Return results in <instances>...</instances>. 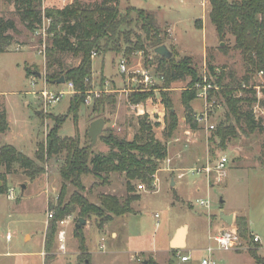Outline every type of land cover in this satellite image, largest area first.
Wrapping results in <instances>:
<instances>
[{
	"label": "rangeland",
	"instance_id": "obj_1",
	"mask_svg": "<svg viewBox=\"0 0 264 264\" xmlns=\"http://www.w3.org/2000/svg\"><path fill=\"white\" fill-rule=\"evenodd\" d=\"M77 1L84 7H94L100 2ZM61 5L62 0H41L42 11L48 6ZM128 5L152 11L163 31L161 36L164 44L176 52V58L191 57L198 72L217 85L215 88L218 92L213 97L215 101L208 114V123L200 122L186 134V126L181 121L171 137H164L165 120L162 118L159 121V114L150 112L152 106L155 108L159 103L164 107L160 93L164 78L156 72L157 63L153 50L149 49L147 54L135 51L129 55H124L122 51H96L92 57V80L89 85L94 90H101L106 99L99 103V109L94 108L93 101L81 104L77 126L80 145L88 142L86 132L95 118L102 117L105 120L103 130L108 128L119 137L130 139L138 130L140 117L147 114L152 122L159 123L154 126V132L157 138L165 142L166 147L167 141L173 136L180 137L173 148L172 143L168 144L170 152L167 151L166 157L159 162V173L168 166L171 168L177 165L182 158L190 154L197 156L202 153L206 161L198 160L194 156L192 160L190 158L184 163L186 165L194 161L196 166L205 161L212 166L213 158L221 156H226L228 161L225 166L226 174L219 180L216 179L214 171L210 173V178H207L204 173L192 172V166H187L182 169V178L178 179V171H175L174 186L170 185V178L167 180L163 177L153 187L154 175L152 188L141 190L140 198L132 202L131 212L114 217L107 223L110 227L106 230L97 226L94 217L85 219L86 222L81 228L89 237L86 253L90 264L89 249L93 250L92 255L97 256H93L92 264H149V261L159 264H201V259L208 255L205 249L209 245L216 246L210 236L218 231L215 230L214 222L210 224V214L230 211L236 212L235 215L233 213V223L225 224L220 229L232 226L240 235L236 218L244 216L248 222V232L245 237L240 235L243 248L215 249L217 263L256 264L248 249H256L259 255L264 256V71L247 69L240 49L235 47L234 36L229 31L222 37L218 35L209 17L208 0H119L120 10H125ZM21 10L15 0H0V16L11 19L16 27L15 31L7 30L13 39L7 50L0 52V111L7 109L10 126L7 133L0 132V147L3 144H12L18 151L33 159L40 172L31 177L29 170L26 171L17 162H13L9 172L5 174L6 188L4 192H0V264H44L46 252L41 242L48 226L46 213L51 205L58 202L63 182L59 168L63 163L64 153L40 160L36 151L40 143L46 142L48 130L54 123L48 114H65L72 93H65L58 102L47 108L43 106V88L52 92L67 91L69 88L65 84L59 86L47 83L44 78L47 71L52 72L58 68L54 65L47 69L48 57L46 53L39 52L44 44L45 48L49 45L47 30L50 20L44 19L41 29L31 30L23 22ZM133 28L145 38L139 26L133 25ZM59 57L66 66H75L80 59L69 52H63ZM122 57L126 60V72H121L119 68ZM210 66L215 69V73L210 70ZM27 68L30 70L29 75ZM142 71L149 74V90L153 91L152 96L141 102L143 112L130 106L131 93L140 91L138 89L141 86L130 79L143 78ZM38 73H41V76H38ZM245 77L248 78L247 81H244ZM189 80V76L177 79L170 83L167 90L174 109L180 114L183 108L181 95L189 87ZM216 80H219V84ZM238 84H241L242 88H239ZM221 86H238L234 92L235 96L256 98L250 106L255 114L254 128L248 127L243 121L237 122L228 113L227 105L222 99ZM251 89L255 91L254 94ZM194 105L199 108L197 112L193 108L195 113L203 111V105L198 101ZM36 110L39 112L36 113ZM220 121H226L236 130L235 136L229 138L224 146H219L218 138L210 140L214 128L209 125L216 127ZM58 133L60 136L76 134L70 114H67ZM108 149L109 146L99 137L92 145L94 153H105ZM169 158L170 161L167 160ZM0 171L4 172L5 166L0 165ZM140 182L134 181L135 192ZM82 183V193L91 202H98V196L102 192L115 194L120 198L127 193L125 177L119 172L109 173L105 182L98 176L88 174L82 177ZM11 187L15 191L13 199L7 197V191ZM73 190L74 186L68 184L65 200ZM221 199L223 203H220ZM200 200L208 201L209 206L200 204ZM71 216L73 221L62 227L66 231V250H60L59 242L55 241L49 254L53 257L51 264L78 262L80 250L78 239L74 235L77 210ZM181 222L189 225L188 247L185 249V252L190 254L188 261L181 260L183 252H174L168 243L175 227ZM111 226H115L118 231L114 239L111 238L110 231L115 228ZM102 232L106 235L105 239H101ZM7 233L10 234L9 239L6 238ZM255 233L260 238L259 243L253 240ZM101 242L105 245L104 250L112 252H98ZM71 248H75L77 254L71 252ZM113 250L117 252L114 253Z\"/></svg>",
	"mask_w": 264,
	"mask_h": 264
},
{
	"label": "trees",
	"instance_id": "obj_2",
	"mask_svg": "<svg viewBox=\"0 0 264 264\" xmlns=\"http://www.w3.org/2000/svg\"><path fill=\"white\" fill-rule=\"evenodd\" d=\"M15 1L21 7L22 20L29 29H37L42 23L43 16L50 19L47 30L49 45L45 48L48 57L47 69L54 65L58 68L52 72L47 71L44 78L47 83L57 84L56 79L63 75L65 83L69 81L73 83L74 90L65 114H48L54 123L48 130L46 142L40 143L36 151V156L40 160L64 153V160L59 168L63 182L58 202L50 207L53 214L47 221L48 226L44 235V251L46 252L44 264H51L53 257L49 254L55 241L58 242L57 235L61 219L72 215L77 210L76 222L79 217L84 219L94 217L97 226L104 230L105 225L114 217L131 212L132 202L140 198V194L134 191L135 180H140L146 188H152L154 175L159 169V162L167 155L165 142L157 138L154 132V126H158L159 123L152 122L147 114L138 120V130L131 139L119 137L111 129H104L99 138L109 146L105 153L93 152L87 132L88 142L80 145L77 134L79 108L85 102L86 92L92 88L89 85L92 80L91 52L122 51L124 55H129L135 51H143L147 54L149 49L153 50L157 63L156 72L164 78L160 93L165 108L163 135L167 138L172 136L178 125L177 112L167 94L171 82L186 76L190 77L189 87L182 92L181 101L185 119L192 128L198 124L197 115L191 106V101L197 97L198 93L195 84L209 83L212 86L207 89L209 101H215L213 97L218 91L216 92L215 88L217 85L198 72L191 57L176 58V52L173 50L174 55L169 58L154 52V48L163 44L164 41L161 36L163 31L156 16L150 10L128 5L122 11L119 9V0H100L94 7L81 6L77 0H74L64 7L48 6L42 11L41 0ZM208 1L210 4L209 17L218 35L222 37L226 31H229L234 36L235 47L240 49L247 69L264 71V0ZM133 25L139 26L143 31L144 39L134 30ZM9 29L15 31L14 22L0 16V52L6 51L12 42L13 37L7 32ZM63 52L79 57V63L75 66L64 65L59 57ZM209 68L215 73L212 66ZM29 73L30 70L27 68V75ZM247 80L248 78L245 77L244 81ZM216 82L219 84V80ZM238 86L242 88L241 84ZM238 86H221L222 99L227 105L228 113L237 122L243 121L248 127L254 128L256 126L255 114L250 106L256 98L235 96L234 92ZM251 91L255 93L254 90L251 89ZM152 92L150 90L134 91L131 93L130 100L132 103L142 102L152 96ZM105 99L102 93L95 97L94 108L99 109V103ZM67 114L72 116L74 122L76 130L74 136H60L58 133ZM8 125L6 112L2 109L0 111V132L6 131ZM212 129L210 140L218 138L219 146H224L226 141L236 133L235 128L226 121L218 122ZM13 162H17L26 171L29 170L31 177L40 172V168L36 166L33 159L18 151L13 145L3 144L0 147V165L5 166V171H0V181H2L0 192H4L6 188L5 174L9 172ZM111 172L122 173L125 177L126 195L120 198L115 194L102 192L98 196V202H91L82 193L84 190L82 177L93 174L105 182ZM68 184H72L74 190L65 200ZM236 224L240 235L245 237L248 232L246 217H237ZM74 235L78 239L80 250L77 264H90L86 253L83 228L81 226L75 228ZM172 250L177 251V249ZM248 252L256 264H264V256L259 255L256 249L249 248ZM149 264L159 263L149 261Z\"/></svg>",
	"mask_w": 264,
	"mask_h": 264
},
{
	"label": "built area",
	"instance_id": "obj_3",
	"mask_svg": "<svg viewBox=\"0 0 264 264\" xmlns=\"http://www.w3.org/2000/svg\"><path fill=\"white\" fill-rule=\"evenodd\" d=\"M44 19H47L48 21L50 19L46 18L45 16H43L42 18V24ZM42 24L37 27L38 29L42 28ZM40 53L45 54V44L43 45V49L39 51ZM95 51L91 52V57H93L95 55ZM119 68L121 70V72H126V60L125 58H121L119 61ZM142 76L143 78H137V77H133L130 79L133 80L135 83L141 84L140 88L138 90L142 91V90H149V84L151 83V79L148 73L142 71ZM67 85V87L69 88V90L64 91V90H60L58 92H52L47 90L46 88H43V90L41 91V96L43 97V106L44 107H48L51 104H54L56 102H58L61 97L65 94L70 92H73V83L71 81H69L68 83H64ZM32 85H34V83H32ZM212 86L209 83L200 85L199 83L195 84V88L198 89V93L197 96L199 98H201L203 100V111L200 112L197 115V121L198 122H205L208 123V114L211 111V107L214 104V100L209 101L207 99V89L211 88ZM102 91L101 90H94V89H89L86 92V98H85V104H89L90 102L93 101V99L97 96L100 95ZM140 105H143L141 102L139 103H132L131 106L137 109V111H140ZM142 107V106H141ZM210 128L213 127L212 124L209 125ZM228 159L226 156H221L219 159L213 161L214 165H210V163L208 162L206 165L202 166V167H194L191 168L192 172H204L206 173V175L208 177H210V173L212 171H214L216 173V179H221L224 177V175L226 174V163H227ZM183 173H181L179 176H182ZM137 188L138 189H146V186L144 183H139L137 184ZM7 197L9 199H13L15 198V191L14 188H9L7 191ZM200 204H203L205 206H209V202L208 201H204V200H200L199 202ZM53 211L52 209H49L46 213V218L47 220L52 216ZM72 216L71 215H67L65 218L61 219L59 221V230H58V242H59V249L64 251L65 250V235H66V231L64 228H62L63 226H65L67 223L70 222ZM7 237H10V234L7 233ZM212 237V239L214 240L216 246L213 247L211 245H209L205 250L208 253V255L206 257H203L201 259V264H218L217 260L214 256V251L215 249L218 250H236V249H241L244 246L242 245L243 241L240 238V235L238 234L236 228L234 227H227V228H223L220 231H218V233H216ZM253 240L255 242H259L260 238L258 235H254L253 236ZM181 260H188L190 258L189 255H181L180 256Z\"/></svg>",
	"mask_w": 264,
	"mask_h": 264
},
{
	"label": "crops",
	"instance_id": "obj_4",
	"mask_svg": "<svg viewBox=\"0 0 264 264\" xmlns=\"http://www.w3.org/2000/svg\"><path fill=\"white\" fill-rule=\"evenodd\" d=\"M74 0H62V5L61 6H57V7H64L65 5H68V4H70V3H72ZM127 7V6H126ZM79 63V62H78ZM31 83H32V81H31ZM56 85H64V84H56ZM66 85V84H65ZM72 92H68V94L70 95ZM195 100V101H194ZM198 101V103L200 104V105H203V100L201 99V98H198V96L196 97V98H194L192 101H191V106L195 109V111L197 112L198 111V109L199 108H197L194 104ZM158 105H159V107H158ZM156 107H158V108H154V106H152V109H150V112H156L157 113V115L159 114V116H158V120L160 121L162 118L164 119V116H165V108L162 106V104L161 103H159ZM6 106V105H5ZM131 106V105H130ZM142 106V107H141ZM132 107V106H131ZM149 107V106H148ZM203 107V106H202ZM133 108V107H132ZM140 108L142 109V110H140L141 112H143V105H140ZM134 109V108H133ZM4 110H5V112H6V119H7V109H5L4 108ZM177 111V115H178V122L181 124V121H182V123L186 126V128H185V133L186 134H189L191 131H192V129H195V128H192L190 125H189V123H187V121H186V119H185V115H184V113H183V108H182V114H180V112L178 111V110H176ZM39 111L38 110H36V113H38ZM199 113H196V115H198ZM7 121H8V119H7ZM8 124H9V121H8ZM198 124H200V122H198ZM9 128H10V126L8 125V129L6 130V131H4V132H6L7 133V131L9 130ZM132 136L133 135H131L130 137L132 138ZM130 138V139H131ZM180 138V137H179ZM179 138H177L176 136H173V138H171V140H168L167 141V143L169 144V143H172V148H173V146L175 145V144H177V143H175L176 141H178V139ZM160 139V138H159ZM160 140H162V139H160ZM7 144H10V143H7ZM167 144V151H168V153L170 152V147H169V145ZM12 145V144H11ZM194 156H196V155H193V154H190V155H188L187 157H185V158H182L181 159V161H179L180 163H177V165H175V166H172L171 168H170V166H168V168H165V170H162V172H160L159 173V171H157V174H155V180H154V183H153V187H155L156 185L155 184H157L158 183V181H159V179L160 178H163V177H165V178H167V180H168V178H170V185L171 186H174L175 184H176V181H175V176H174V173H175V171H178V173H177V175H176V177L179 179V178H182L183 176H184V172H182V169H184V168H186L187 166H192V168H194V167H202V166H204V165H206V159H204V154H198L197 156H196V159H198V160H200V159H202V160H205V161H203V163H201V164H198V165H196V166H194L195 165V163H194V161H192V163L191 164H188V165H186V164H184V163H186V161H188V159H190L191 158V160L193 159V157ZM220 158V157H219ZM219 158H213V161H215V160H217V159H219ZM168 161H170V158L169 159H167ZM185 161V162H184ZM194 166V167H193ZM194 172V171H193ZM181 173H183V175L182 176H179ZM200 173H204V172H200ZM160 174L162 175V177H159L160 176ZM205 175H206V173H204ZM206 177L207 178H210V177H208L207 175H206ZM2 184V181L0 182V185ZM212 184V183H211ZM141 190H143V189H138L137 188V193H139L140 194V196H141ZM220 203H223V200H220ZM227 213H234V215H235V211H230V212H227ZM127 214V213H126ZM210 224L212 223V222H214L213 224H214V226H215V230H216V232L217 231H219V229L221 228V227H223V226H225V222L220 218V216H219V214H210ZM47 219V218H46ZM73 221V217L71 218V220H70V222H72ZM227 225V224H226ZM110 226H108L107 224L105 225V230H106V228H109ZM111 227H114L115 229L114 230H111L110 231V234H111V238L112 239H114V238H116L117 237V235H118V231H117V228L115 227V226H111ZM182 227H184V234H183V242H184V246L183 247H181V248H179V249H177V248H172L171 247V245H170V242H171V240L173 239V237L178 233V231L180 230V228H182ZM74 229H75V225H74ZM221 230V229H220ZM83 232H84V230H83ZM253 232V231H252ZM106 233V232H105ZM84 234H85V243H86V245H87V247L89 248V244L87 243L88 242V234L87 233H85L84 232ZM44 235H45V232H44ZM105 234L102 232V236H101V239H105L104 237L106 236H104ZM254 235H258V234H254ZM6 238L7 239H9V237H7L6 236ZM188 238H189V225H188V223H186V222H181V223H179L176 227H175V229H174V232L171 234V236L169 237V241H168V243H169V248H171V249H177V250H180V251H182L183 253V255H190L189 253H187V252H185V249L188 247ZM32 239V238H31ZM260 242V241H259ZM258 242V243H259ZM42 248L44 247V237H43V240H42ZM66 245V244H65ZM261 246V243L258 245V248ZM58 247H59V245H58ZM104 247H105V245H104V243L103 242H101L100 243V247H99V251L98 252H100V253H103V254H108V253H110V252H112L111 250H104ZM65 250H66V246H65ZM65 250H64V252H65ZM71 252H73V253H75V254H77L76 252H75V248H71V250H70ZM91 251H93V250H88V253L90 254V256H91V264L93 263V256L95 257V254H93L92 255V252ZM110 251V252H109ZM114 251V253H116L117 251L116 250H113ZM147 251H149V250H147ZM39 253H40V255L42 256V253H41V250L39 251ZM79 254V253H78ZM96 254H98V253H96ZM95 258H97V256L95 257ZM216 258V257H215ZM189 260V259H188ZM188 260H185V261H188ZM216 260H217V258H216ZM184 261V260H183ZM218 261V260H217Z\"/></svg>",
	"mask_w": 264,
	"mask_h": 264
},
{
	"label": "water",
	"instance_id": "obj_5",
	"mask_svg": "<svg viewBox=\"0 0 264 264\" xmlns=\"http://www.w3.org/2000/svg\"><path fill=\"white\" fill-rule=\"evenodd\" d=\"M154 52L166 58L173 56L172 51L164 43L156 46L154 48ZM38 76H41V73H38ZM65 82L66 81L63 75H61L59 78L56 79L57 84H64ZM104 123L105 120L102 117L95 118L90 122L87 130V135L89 136L90 143L92 145L97 141L99 135L102 134ZM219 216L227 225H231L233 223V219H234L233 213L220 212ZM85 222L86 220L84 218L79 217L78 221L75 223V228H78L79 226L85 224ZM183 234H184V227L180 228L178 233L171 240L170 245L172 248L179 249L184 246Z\"/></svg>",
	"mask_w": 264,
	"mask_h": 264
}]
</instances>
